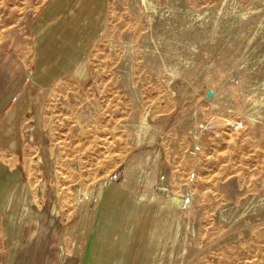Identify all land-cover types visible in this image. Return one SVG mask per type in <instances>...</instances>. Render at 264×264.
<instances>
[{
    "label": "rangeland",
    "instance_id": "rangeland-1",
    "mask_svg": "<svg viewBox=\"0 0 264 264\" xmlns=\"http://www.w3.org/2000/svg\"><path fill=\"white\" fill-rule=\"evenodd\" d=\"M31 201L68 264H264V0H0L10 238Z\"/></svg>",
    "mask_w": 264,
    "mask_h": 264
},
{
    "label": "crops",
    "instance_id": "crops-1",
    "mask_svg": "<svg viewBox=\"0 0 264 264\" xmlns=\"http://www.w3.org/2000/svg\"><path fill=\"white\" fill-rule=\"evenodd\" d=\"M20 65L24 66L21 59L17 66ZM26 78L29 77L26 76L22 81ZM59 210L61 207L57 203L29 202L23 210L20 228L13 239L2 231L1 225L0 264H68V259L74 253L73 247L64 241L66 238L62 234L66 220L57 214Z\"/></svg>",
    "mask_w": 264,
    "mask_h": 264
},
{
    "label": "bare ground",
    "instance_id": "bare-ground-1",
    "mask_svg": "<svg viewBox=\"0 0 264 264\" xmlns=\"http://www.w3.org/2000/svg\"><path fill=\"white\" fill-rule=\"evenodd\" d=\"M145 117H146V116L144 115V119H143V121L141 122V123H143V125H145V121H144V120H145ZM139 125H140V124H139ZM139 128H140V127H139ZM140 129L143 131L142 128H140ZM140 129H139V130H140ZM141 130H140V131H141ZM141 133H144V132H141ZM139 134H140V133H139ZM11 189H13V190L15 191V193H14L13 191L10 193L13 199H14V198H18V196H19V197H22L23 199H25V197H26L25 195L22 196L21 194L17 193L16 189H14V188H11ZM5 190H7V188H6ZM140 198L142 199L143 197H140Z\"/></svg>",
    "mask_w": 264,
    "mask_h": 264
}]
</instances>
